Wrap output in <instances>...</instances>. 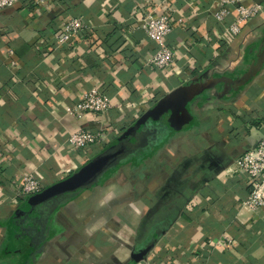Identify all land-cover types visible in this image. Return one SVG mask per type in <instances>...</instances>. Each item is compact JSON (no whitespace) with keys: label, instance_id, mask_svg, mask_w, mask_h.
I'll use <instances>...</instances> for the list:
<instances>
[{"label":"crops","instance_id":"0c3cea01","mask_svg":"<svg viewBox=\"0 0 264 264\" xmlns=\"http://www.w3.org/2000/svg\"><path fill=\"white\" fill-rule=\"evenodd\" d=\"M52 1L0 8V264L16 261L5 256L6 221L21 178L37 172L47 186L62 178L59 168L72 172L105 147L65 144L95 116L63 107L93 85L112 98L111 138L164 99L175 103L179 129L145 176L121 166L60 206L28 264H127L150 216L166 229L135 264H264V204H246L250 187L233 168L264 134V0L230 43L220 34L233 17L209 14L216 0ZM149 4L181 20L166 38L177 48L173 70L147 64L156 45L135 18ZM69 16L89 27L74 48L54 38ZM119 103H130L127 116Z\"/></svg>","mask_w":264,"mask_h":264},{"label":"built area","instance_id":"2783aa9c","mask_svg":"<svg viewBox=\"0 0 264 264\" xmlns=\"http://www.w3.org/2000/svg\"><path fill=\"white\" fill-rule=\"evenodd\" d=\"M17 0H0V8L12 6ZM33 4L44 7L54 6L52 0H32ZM211 6L209 14L216 20L224 21L232 16V21L220 36L230 43L241 31L242 25L254 18L262 10L260 3L256 0H216ZM175 9L163 10L156 4H149L142 7L137 18L136 27L140 28L146 37L155 43L156 49L146 59L150 67L164 72L173 70L176 65L177 48L170 47L166 38L174 28V24L180 23V19L174 18ZM89 30L87 23L76 16H69L63 19L54 38L58 44L75 47L78 36H82ZM118 112L124 117L125 110L132 108L130 103L117 104ZM64 112L74 118L85 115L95 116L94 121L87 126L78 127L69 131L66 135L65 144L71 149L87 151L90 145L97 144L104 146L111 140L110 129L106 125L115 126L116 118H113L111 111L114 108L112 98L105 95L98 85L85 89L71 105H64ZM234 171L247 179L250 191L246 197V204L255 208L264 204V134L255 144L248 147L233 164ZM73 172V171H72ZM68 170L58 169V174L63 178L70 174ZM45 187L44 178L37 172L24 175L19 184L16 185V197L20 202L28 195L40 192ZM16 199V200H17Z\"/></svg>","mask_w":264,"mask_h":264},{"label":"water","instance_id":"95a60500","mask_svg":"<svg viewBox=\"0 0 264 264\" xmlns=\"http://www.w3.org/2000/svg\"><path fill=\"white\" fill-rule=\"evenodd\" d=\"M173 129H179L176 121V105L170 99L160 100L144 112L134 126L124 130L119 140L102 149L67 176L45 186L40 192L27 196L21 208L26 205L33 207L46 203L50 205V210L54 211L57 205L72 193L97 185L110 169L130 159L136 150L150 148L159 143L157 140H163ZM166 225H155L149 239L133 248L127 264H135L145 258L157 239L164 233Z\"/></svg>","mask_w":264,"mask_h":264},{"label":"trees","instance_id":"16d2710c","mask_svg":"<svg viewBox=\"0 0 264 264\" xmlns=\"http://www.w3.org/2000/svg\"><path fill=\"white\" fill-rule=\"evenodd\" d=\"M65 1L66 0H64V3ZM134 125L135 123L132 126ZM173 132L175 131L171 130L163 140L158 139L157 142L159 143L151 146L150 148L144 147L142 149L140 148L136 150L134 155H132L130 159L119 163L118 165L110 169L108 172H106L101 178V180L98 182V184L102 183L105 179H107L110 174H112L116 169L121 166L129 165L131 169H135L145 164L147 165L148 162L151 160L153 154L163 147V145L167 142ZM121 135L122 133L118 134L117 136H113L110 142L106 144L105 147H103L102 149L119 140ZM81 191L83 190L72 193L68 198H66L65 201L57 205L54 211H51L50 205L46 203L39 204L33 207L26 205L21 208V204L25 201V199L21 200L17 210L6 221L9 246L7 247V252L5 256L9 258L13 255V258H16V261L15 263L13 262V264H28L37 248L40 247V245L45 241L47 237L46 225L51 215L60 206L64 205L69 199L73 198L76 194ZM150 218L151 216L146 218V223H144L142 226L145 227V230L143 233L140 234V238L137 241L136 246H139L140 244L146 242L149 239L150 233L155 227V225H162L166 223L164 219H160L157 224L149 225ZM170 220H172V217L170 218Z\"/></svg>","mask_w":264,"mask_h":264},{"label":"flooded vegetation","instance_id":"af4514ba","mask_svg":"<svg viewBox=\"0 0 264 264\" xmlns=\"http://www.w3.org/2000/svg\"><path fill=\"white\" fill-rule=\"evenodd\" d=\"M176 130V129H175ZM134 173H136V172H139L138 174H140V173H143V171H148V168H147V165L145 164V165H143V166H141V167H138V168H135V169H131ZM98 185V184H97ZM96 186V185H95ZM94 187V186H93ZM92 187V188H93ZM29 196V195H28ZM27 198V196L25 197V198H23L22 200H24V199H26ZM19 204H20V202H19ZM19 204H18V206H19ZM18 208V207H17ZM17 208L15 209V211L17 210ZM14 211V212H15Z\"/></svg>","mask_w":264,"mask_h":264},{"label":"rangeland","instance_id":"374dc122","mask_svg":"<svg viewBox=\"0 0 264 264\" xmlns=\"http://www.w3.org/2000/svg\"><path fill=\"white\" fill-rule=\"evenodd\" d=\"M160 164H161V163H159V164H157V165L159 166ZM127 166H129V165H127ZM145 173H147V172H146V171H143V173H141V174L145 176Z\"/></svg>","mask_w":264,"mask_h":264}]
</instances>
